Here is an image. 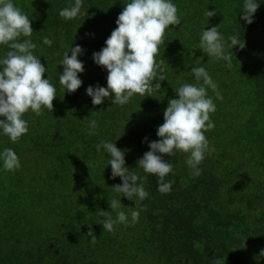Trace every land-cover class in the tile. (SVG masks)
<instances>
[{"label":"trees","instance_id":"trees-1","mask_svg":"<svg viewBox=\"0 0 264 264\" xmlns=\"http://www.w3.org/2000/svg\"><path fill=\"white\" fill-rule=\"evenodd\" d=\"M128 2L83 0L81 14L66 21L58 13L74 0H13L31 20L33 54L58 96L53 112L24 115L29 131L17 143L0 135V151L12 148L22 164L12 172L0 169V264H264V257L255 259L264 248V0H256L251 24L241 18L244 0H173L181 23L165 30L159 46L156 59L164 61L165 77L160 89L135 95L125 106L112 105L110 98L93 105L85 89L106 87L107 71L92 53L105 46ZM207 10H217L208 23ZM218 25L225 39L238 35L245 44L226 49L230 67L198 48L201 30ZM45 36L53 46L42 43ZM72 44L84 50L78 59L85 70L80 88L64 93L58 80L63 66L57 64ZM8 50L0 46V57ZM199 66L222 97L208 90L216 104L210 114L215 127L205 135L214 150L199 166L200 175H191L186 154L178 152L165 177L172 190L161 194L156 177L148 175L139 221L103 230L99 212L111 211L109 200L120 195L113 186L122 181L111 178L110 157L95 145L114 141L126 166L145 175L137 161L148 142L159 139L156 129L175 89L195 83L190 72ZM90 119L99 125L95 135L85 130ZM121 203L130 219L136 205L123 196Z\"/></svg>","mask_w":264,"mask_h":264},{"label":"clouds","instance_id":"clouds-1","mask_svg":"<svg viewBox=\"0 0 264 264\" xmlns=\"http://www.w3.org/2000/svg\"><path fill=\"white\" fill-rule=\"evenodd\" d=\"M259 5L256 0H244L241 18L245 23L253 22V14ZM82 7L83 0H74L70 7L62 8L58 14L66 21L73 20L81 14ZM216 11L205 12L207 23ZM115 23L116 27L105 40V46L92 53L94 63L107 71L106 87L89 85L85 89L93 105H101L110 98L112 105L125 106L135 95L152 96L154 91L159 90V81L165 80L164 61L156 59L159 46L164 43L165 30L170 25H179L181 19L173 0H129ZM32 34L29 17L15 6L13 0H0V46L10 49L0 57V135L7 136L12 143H17L29 131L24 115L31 112L39 116L42 109L53 112V100L58 96L50 78L44 76L47 72L45 65L33 54L37 46L30 39ZM21 36L29 39L20 42L18 38ZM42 43L53 46V40L47 36ZM237 45L245 47L244 43H240L238 35H230L225 39L218 25L201 30L198 48L208 57L224 60L230 67L231 56L226 49H233ZM69 51L63 54L57 64L63 66L58 80L64 93H74L80 88L82 80L79 74L85 70L83 61L78 59L84 52L81 46L72 44ZM190 73L195 83H182L175 89V98L168 100L163 111L164 122L156 129L159 139L148 142L149 150L137 161L135 168L142 169L145 175L141 176L126 166L125 152L117 148L114 141L102 139L95 145L97 152L103 150L110 157L107 165H111V178L119 177L122 181V184L113 186L114 191L120 195L119 198L109 200L111 211L99 212L104 217L102 222H98L102 224L103 230L112 232L117 224L127 226L139 221L140 212L143 211L139 202L149 197L144 187L148 175L156 177L157 190L161 194L172 190L171 182L165 181V177L174 168L170 157L178 152L186 154L185 163L191 169V175L199 176V166L214 150L205 135L215 127L210 114L216 111V104L208 95V90L215 92L217 100L222 97L204 66L192 67ZM98 127V122L90 119L86 133L95 135ZM165 155L169 159L165 160ZM21 167L20 158L12 148L0 151V169L12 172ZM121 196L136 205L130 209V219L122 210ZM113 212L115 219L111 215ZM262 257L264 248L255 259L259 261ZM216 264H219V259Z\"/></svg>","mask_w":264,"mask_h":264}]
</instances>
